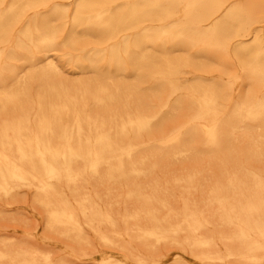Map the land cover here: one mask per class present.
Masks as SVG:
<instances>
[{
	"label": "bare ground",
	"instance_id": "6f19581e",
	"mask_svg": "<svg viewBox=\"0 0 264 264\" xmlns=\"http://www.w3.org/2000/svg\"><path fill=\"white\" fill-rule=\"evenodd\" d=\"M257 19L254 0H0V201L31 189L49 232L86 244L91 231L137 264L182 232L202 260L263 264ZM237 79L246 91L233 98ZM167 161L194 164L167 182L132 179ZM92 179L111 180L124 193L113 202L135 207H102ZM0 264L67 263L0 243Z\"/></svg>",
	"mask_w": 264,
	"mask_h": 264
},
{
	"label": "rangeland",
	"instance_id": "374dc122",
	"mask_svg": "<svg viewBox=\"0 0 264 264\" xmlns=\"http://www.w3.org/2000/svg\"><path fill=\"white\" fill-rule=\"evenodd\" d=\"M236 5H244L248 0H227ZM258 9V19L253 23L254 27L264 30V0H254ZM263 2V3H262ZM261 6V7H260ZM263 9V10H262ZM263 11V12H262ZM67 76H74L65 72ZM187 81L192 80V74L188 73ZM201 79L206 82L220 80L217 74H201ZM223 82H228L223 78ZM235 88L232 94L237 98L238 94L245 93L246 84L241 79H237L233 84ZM191 162H165L156 170L150 173L136 174L132 179L140 184H146L152 181L167 182L175 176L183 174L186 170L192 169ZM103 172V170H102ZM217 175L206 176L204 179H216ZM124 181V179H122ZM93 183L89 190L96 195V201L101 203L102 207H109L115 215H121L125 211H131L135 204L133 200L126 203L114 201L124 197V193L118 187H112L111 180H105L99 183L91 180ZM112 182V183H111ZM109 187V188H108ZM171 197L176 200L182 197L184 192L179 188H172ZM143 191L144 194L148 193ZM193 197L197 198L198 192H193ZM203 195V192H200ZM110 195L111 197H107ZM190 195V196H192ZM34 191L27 188H21L14 193V200L0 201V243L7 245L23 244L31 248L49 252L53 259H63L67 264H99L102 260L107 264H137L139 261L129 254H126L118 247L108 246L102 242L91 231L85 232L88 243H77L68 238L61 237L55 233L49 232L44 227V213L41 208L32 202ZM100 196L103 202L98 199ZM107 200L110 202L108 205ZM95 201V202H96ZM97 203V202H96ZM161 214H165L164 209H160ZM217 228L216 226H210ZM186 233H180L175 241H160L156 243L152 254L147 258L149 264H248L234 257H224L223 259L202 260L196 257L191 249L184 243ZM218 253L224 252V244L218 241L214 245ZM143 251V248L138 247ZM149 255V254H148ZM144 262V261H143ZM264 264V257H263Z\"/></svg>",
	"mask_w": 264,
	"mask_h": 264
}]
</instances>
